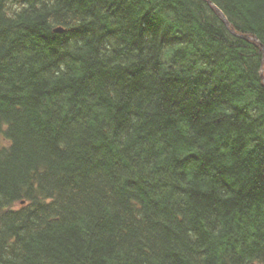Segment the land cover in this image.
<instances>
[{
  "label": "trees",
  "instance_id": "obj_1",
  "mask_svg": "<svg viewBox=\"0 0 264 264\" xmlns=\"http://www.w3.org/2000/svg\"><path fill=\"white\" fill-rule=\"evenodd\" d=\"M207 1L0 0V264H264V0Z\"/></svg>",
  "mask_w": 264,
  "mask_h": 264
},
{
  "label": "water",
  "instance_id": "obj_2",
  "mask_svg": "<svg viewBox=\"0 0 264 264\" xmlns=\"http://www.w3.org/2000/svg\"><path fill=\"white\" fill-rule=\"evenodd\" d=\"M204 1H207V0H204ZM208 2V1H207ZM209 4L211 6L214 7V9L218 12V14H220L221 18L223 19L227 29L230 31V33L232 35H234L235 37H238V38H241V39H244V40H247V41H254V42H258L259 43V40L258 39H254V38H251L249 37L248 35H241V34H238L235 29H233L230 25V22L227 20V18L224 16V14L220 11V9H218L213 3L209 2ZM57 31H62L61 29L57 30ZM261 48L263 50V61H264V46L261 45ZM263 72L264 70H262V80L264 81V76H263ZM252 264H257V263H252Z\"/></svg>",
  "mask_w": 264,
  "mask_h": 264
}]
</instances>
